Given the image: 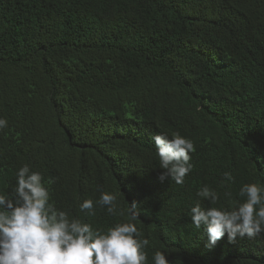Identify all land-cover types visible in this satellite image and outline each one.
Returning <instances> with one entry per match:
<instances>
[{
	"label": "trees",
	"instance_id": "obj_1",
	"mask_svg": "<svg viewBox=\"0 0 264 264\" xmlns=\"http://www.w3.org/2000/svg\"><path fill=\"white\" fill-rule=\"evenodd\" d=\"M0 118V191L28 164L54 181L57 208L94 228L130 222L135 202L147 264L155 251L264 264V233L209 249L190 218L264 185V0H0ZM174 132L195 146L181 185L160 181L151 139ZM204 185L216 205L197 196ZM102 192L123 215L80 211Z\"/></svg>",
	"mask_w": 264,
	"mask_h": 264
},
{
	"label": "clouds",
	"instance_id": "obj_2",
	"mask_svg": "<svg viewBox=\"0 0 264 264\" xmlns=\"http://www.w3.org/2000/svg\"><path fill=\"white\" fill-rule=\"evenodd\" d=\"M7 127L8 121L0 118V131ZM151 139L163 170L160 181L170 179L183 184L193 169V141L178 132L172 133L171 139L166 134ZM223 181H233L230 172L223 174ZM52 183L24 164L16 172L11 194L0 191V264H147L145 249L149 240L142 238L131 222L138 219L135 202L129 204L130 222L117 223L106 230L94 228L56 207L51 189L46 186ZM196 194L210 205L220 199L207 185ZM239 196L243 201L236 202L231 210L204 208L200 203L191 207L192 225L206 229L207 248L215 247L225 235L232 243L238 237L252 239L264 233V185L244 184ZM97 206L106 208L109 215H123L118 213L116 195L109 192H102L95 202L87 199L79 207L86 216L94 217ZM152 260L154 264H170L161 251H155Z\"/></svg>",
	"mask_w": 264,
	"mask_h": 264
}]
</instances>
